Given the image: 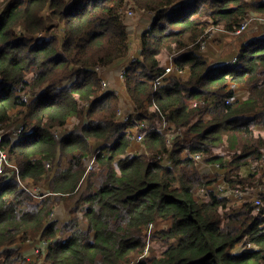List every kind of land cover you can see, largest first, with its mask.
Wrapping results in <instances>:
<instances>
[{"label":"trees","instance_id":"1","mask_svg":"<svg viewBox=\"0 0 264 264\" xmlns=\"http://www.w3.org/2000/svg\"><path fill=\"white\" fill-rule=\"evenodd\" d=\"M126 9L154 15L141 57L118 76L136 109L128 121L102 75L130 56ZM252 17L264 18V0H4L0 127L25 131L2 141L19 170L5 167L0 180V264H131L159 220H171L155 235L164 249L138 264H263L264 195L260 211L233 204L193 157L219 165L233 187L264 184V36L217 67L199 50L210 28L235 33ZM170 62L176 70L155 83ZM164 118L178 132L171 144ZM135 133L146 134L139 151ZM93 156L98 173L87 172ZM19 179L51 194L35 201ZM67 197L70 217L49 219ZM38 237L45 255H23L18 243Z\"/></svg>","mask_w":264,"mask_h":264},{"label":"built area","instance_id":"2","mask_svg":"<svg viewBox=\"0 0 264 264\" xmlns=\"http://www.w3.org/2000/svg\"><path fill=\"white\" fill-rule=\"evenodd\" d=\"M183 1H191V0H183ZM129 16H131L133 14V11H129L128 12ZM256 19H264L262 17H252L248 20H246L243 25L235 32L236 34H242L248 27L249 25H252L253 22H255ZM215 30L213 29H209V31L207 32V35L204 37L205 39H203L200 43V51L201 50H205L206 46L208 43L212 42L214 37H215ZM236 59V58H235ZM234 59V60H235ZM213 65V64H212ZM219 66L218 64H214L213 67H217ZM176 70V67L174 65V62H170V64L168 66L165 67V72L159 76L155 83H160L161 80L163 78H165V76L173 73ZM125 69L122 70L121 73H124ZM185 70L184 69H180L179 73L181 75H185ZM109 86V82L107 80H103V87L107 88ZM231 88L239 91L240 89H243L241 87L240 84H236V83H232L231 84ZM123 91H121L120 89H117V93L120 95V97L124 94H121ZM230 100H228L229 102ZM195 105H197V103H195ZM136 112V109L133 112H125L124 109L121 107L118 111V116L120 118H122L125 121H128L131 117V115L133 113ZM175 124L174 122L170 121L167 118L163 119V122L161 124V126L158 128L159 131L165 135L166 140L169 144H171L175 138V136L177 135V130H175ZM8 131H10V135L13 138H17L23 131H25V128L22 124H18L14 127H12L11 129L5 130L4 128L0 127V180H1V176L3 175L4 171H5V167H9L12 170H16L18 172L19 168L17 167L16 163L13 160L9 159L8 153L2 148V141L3 138L5 136L6 133H8ZM146 134L145 133H135L132 136V140L133 143L136 145L141 146L144 139H145ZM189 151H185L184 154L188 155ZM193 157L195 158L196 161H198L199 165L205 170L206 173H211V172H215L218 171L217 173L219 174V179L218 181H216L215 183H213L210 188L214 189L216 192H218L219 194H221V196H228L230 198V201L233 204H242L245 203L246 201H252L253 202V206L256 208L257 211L261 210V206H262V198L264 195V184L258 185L254 188H246V189H242V188H238V187H233L229 184V182L225 179V170H222V168L219 165H211L210 163L206 162L204 160V157L201 154H193ZM263 161H264V157H263ZM94 162H95V158L94 156L90 159V162L87 165V172H89L91 169H93L94 166ZM51 167V163H47V168ZM255 165L252 164L248 167V170H254L255 169ZM19 176V175H18ZM20 183H21V187L23 189H25L26 191H28L32 196L33 199L35 201H41L44 197H46L47 195L51 194L50 192H47L45 190L44 185H28L26 183H24L21 179H19ZM209 188V189H210ZM208 191V188L202 189L201 190V194H206ZM55 214H51L49 216V219L53 218ZM155 224L151 223L148 225L147 230L151 231L153 229V226ZM146 230V231H147ZM37 241H39V244L35 247V254H37V252H39V250L42 251L43 255H45L44 250L46 249V245L47 242L43 239H41L40 237H38V239H36ZM28 242H32L33 240H27ZM151 255V252L149 250L148 247L145 248L144 250V254L136 261L132 262L131 264H138V261L143 259L145 256Z\"/></svg>","mask_w":264,"mask_h":264},{"label":"crops","instance_id":"3","mask_svg":"<svg viewBox=\"0 0 264 264\" xmlns=\"http://www.w3.org/2000/svg\"><path fill=\"white\" fill-rule=\"evenodd\" d=\"M146 15L147 17L145 16L144 20L139 18L140 16H143V15H139L138 17L139 22L136 24V26H135V23L130 22V18L135 19V20L137 18L129 17L127 24L129 27L131 41H132V38L136 34L138 35L137 33L138 29H142V32L140 34L141 36L144 31H146L147 29L151 27L152 21L154 20V15L147 14V13ZM148 18L151 20H148ZM255 22L256 23L254 24L252 23V25H249V27L242 34H236V33L228 32V31H219L217 33L218 35L216 36L217 38L215 39V41L210 42L206 50L200 51V53L203 54L204 57L213 65L214 64L222 65V64L233 61V59L236 58L242 44L246 43L247 41L255 37L264 36V19H261V20L256 19ZM222 39H224L223 40L224 43L221 42ZM136 53L133 54L132 50L130 51V56L127 58L129 59L128 64L125 66L119 67L120 68L119 74L118 75L114 74L113 78L110 80L111 82H109V80L106 79L109 82V85H111L114 88H117V87L120 88L122 84L124 85V82L120 78L121 77L120 72L123 69H126L129 66L131 61H133L136 58L141 57L140 38H139V49ZM119 75L120 77H118ZM103 77L105 78V76ZM121 91L124 92V94L121 96V99L123 100L122 108L124 109L125 112H133L135 110V105L133 103L132 98L129 96V94H127L124 91V89ZM132 147H133L132 150L139 151L141 146L134 144L132 145ZM217 172L218 171H215V173ZM62 202H66V201H62ZM70 204L71 203L67 202L63 205L62 204L57 205L54 211L55 219L62 221V219H64L70 213L69 212L71 208ZM18 244L20 246V251L21 253H23V255L31 259L34 258V255H35L34 250H35V247L39 244V241H33V242L26 241L25 243H18Z\"/></svg>","mask_w":264,"mask_h":264},{"label":"rangeland","instance_id":"4","mask_svg":"<svg viewBox=\"0 0 264 264\" xmlns=\"http://www.w3.org/2000/svg\"><path fill=\"white\" fill-rule=\"evenodd\" d=\"M2 5H4V0H0V7H2ZM131 9H126V11H124V13H125V17L127 18V22H128V19H129V17H136L137 19L135 20V19H132V18H130V22H133V23H135V26H136V24L139 22L138 21V17H139V15H143V16H140L139 18H141L142 20H144L145 19V16L147 17V15L146 14H144V13H135V12H133V14L131 15V16H129V14H128V12L130 11ZM139 14V15H138ZM150 17V16H149ZM148 20H151V19H149L148 18ZM137 28V27H136ZM214 28V30H215V37H214V39H213V41L212 42H214L215 41V39L217 38L216 36L218 35L217 33L219 32V31H225V30H223V29H220V28H216V27H212V28H210V29H213ZM19 31V30H18ZM55 33H57L58 35H59V37H60V39H63V37H64V34H63V32H62V29H59V28H57V29H55V30H53ZM141 32H142V29H138V35L136 34L133 38H132V44H131V50H132V53L134 54V53H136L137 51H138V49H139V38H140V34H141ZM46 36V35H45ZM223 40L224 39H222L221 40V42L222 43H224L223 42ZM209 44L210 43H208L207 44V46H206V48L209 46ZM206 48H205V50H206ZM201 51H204V50H201ZM137 54V53H136ZM234 60V59H233ZM128 62H129V59H123V60H120V61H118V62H116L115 64H113L112 66H111V68H108L107 70L105 69L104 71H103V73H102V75L103 76H105V80L106 79H108L109 80V82H111L110 80L113 78V76H114V74H119V70H120V66H125V65H127L128 64ZM114 68V69H113ZM74 80V78H72V79H70V80H68V82H71V81H73ZM242 87H243V85H242ZM116 89H120V90H123V84L120 86V88H116ZM121 94H123V92L121 93ZM121 105H123V103L121 104ZM121 107H123V106H121ZM75 120H71L70 121V125L67 127L68 129H70L71 127H72V123L74 122ZM16 125H18V124H16ZM15 125V126H16ZM258 128H260V127H258ZM8 130V129H7ZM62 133H58V135H61ZM130 149H133V147H130ZM90 162V161H89ZM88 162V163H89ZM96 162V161H95ZM95 162H94V164H95ZM88 163H87V165H88ZM200 166V165H199ZM200 168H202L201 166H200ZM94 170V169H93ZM92 171V169L90 170V172ZM95 173H98L99 172V170H98V168H96L95 170ZM94 179H97V176H95L94 177ZM42 186V185H41ZM85 187H86V184H85ZM64 201H66V202H61L60 204H65V203H67V202H69V203H71L70 205H71V208H70V210H69V212H71V210L74 208V207H76V203H75V205H74V201L72 200V199H69V197H67V199L66 200H64ZM261 210H262V206H261ZM70 215H71V213H69L64 219H62V221H65V220H67L69 217H70ZM170 222H171V220H159L154 226H153V229L151 230V231H146L147 232V246L146 247H148L149 248V250H150V252H151V255H156L157 253H159V251H160V249L161 250H163L164 249V244L161 242V240L160 239H157L156 237H155V235L157 234V232L156 231H158V230H160V229H163V228H167L169 225H170ZM82 227H86V222H85V220L84 219H82ZM242 243H240L238 246H236L235 247V250L237 249V250H242ZM35 251V250H34ZM150 255V256H151ZM262 261V263L264 264V258L261 260Z\"/></svg>","mask_w":264,"mask_h":264}]
</instances>
